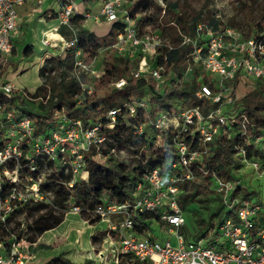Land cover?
Returning <instances> with one entry per match:
<instances>
[{
    "label": "built area",
    "instance_id": "2783aa9c",
    "mask_svg": "<svg viewBox=\"0 0 264 264\" xmlns=\"http://www.w3.org/2000/svg\"><path fill=\"white\" fill-rule=\"evenodd\" d=\"M80 1L85 3L82 11L78 9V0H54L52 4H47L46 0H0V222L6 228L19 219L14 214L20 205L50 202L51 192L41 186L45 181V171L36 173L40 159L58 160L64 172L71 174V180L67 184L72 187L76 182L88 178L89 172L83 163L84 153L98 147L105 139L98 132L99 125L83 129L80 119L72 120L63 111L55 112L53 120L56 122L53 121L55 124L51 132L36 134L34 119L26 112L19 111V107L26 106L27 100L31 103L43 101L46 104L49 98L30 96V91L17 88L4 73L7 64L12 62L14 49L16 54L19 51L15 46V37L19 26L20 7L32 4L44 13L51 10L49 15H55L58 24L46 31L43 45L60 48L62 58L72 48V69L79 79L82 69L90 70L95 76L100 71L95 68L98 55L88 61L89 52L80 46L75 47L78 41L77 26L72 20L77 15H82L83 18L78 24L83 26L89 20L96 23L100 19L107 23L122 22L124 30L117 34V40L112 47L120 55H140L139 67L134 76L146 79L153 77L159 89L170 78L164 74L165 67L157 61V56L163 54L160 47L165 46L169 50L172 45L159 29L145 28L144 33H139L137 20L131 15L129 8L135 0H99L96 14L89 12L91 0ZM158 2L165 12L164 0ZM62 27H67L68 36L61 32ZM197 29L198 35L204 41L201 44L194 41L193 51L190 53L193 62L188 65L183 80L194 76L193 64L200 65L206 75L201 74L198 77L200 83L196 96L218 103V106L204 111L197 105L176 103L177 110L172 114L161 112L153 119L154 128L158 132V144L164 141L163 132L178 131L173 135L176 161L168 163L171 167L166 163L147 170L137 183V196L132 201L105 202L96 208L95 212L101 216V221L108 224L106 237L120 239L119 248H111L114 264H121L123 259L127 263L132 261L137 264H264V228L255 229L256 216L262 206L252 199H232L230 193L236 184L233 181L217 178V192L227 206L235 210L236 215L224 220L220 226V234L214 241L209 239L206 243L205 237L190 239L184 232L186 219L179 204L178 183L193 178L190 165L208 153L209 143L220 134L223 126L238 122L240 131L244 132L248 121L246 113L235 110L228 114L224 113V108L233 107L245 94L246 87H251L255 79L264 77V27L249 37H245L241 30L225 24L205 29L199 23ZM188 41H191L190 36L183 35V43ZM209 75L213 77L205 82L204 77ZM114 85L124 88L127 80L120 77L115 80ZM90 92L88 90L87 95ZM17 93L21 97L10 105L7 97ZM149 96L150 94H145L139 99H133L130 95L123 107L134 115L140 108H149ZM81 101L80 99L79 102ZM123 107L110 109V127L114 126L113 122ZM144 126H136L134 133L143 134ZM196 132L199 133L203 146L201 150L191 149L189 143L192 142L185 136H193ZM113 152L119 160L126 162L120 154L128 151L114 149ZM97 156L101 158L100 153ZM254 166L258 168L257 163ZM179 167L183 169L182 172H174ZM80 210L78 205L71 208V212L75 213ZM146 211L161 213V226L173 237L175 244L170 238L164 241L157 239L151 230L145 235L137 233L134 217ZM5 233L10 245L0 243V264H26V260L33 257L31 248L35 242L31 243L25 236L18 237L15 230ZM220 236L224 240L219 241ZM107 257L103 251L99 253L101 263L106 262Z\"/></svg>",
    "mask_w": 264,
    "mask_h": 264
},
{
    "label": "trees",
    "instance_id": "16d2710c",
    "mask_svg": "<svg viewBox=\"0 0 264 264\" xmlns=\"http://www.w3.org/2000/svg\"><path fill=\"white\" fill-rule=\"evenodd\" d=\"M253 2L260 4L258 0H253ZM127 6L125 5V7ZM129 8L131 15L137 20L140 34L144 33L147 26L159 28L167 42L172 45L169 50L165 46L160 47L163 54L157 56V61L165 67L164 74L170 77L168 82L159 89L156 87V80L153 77L146 79L134 76V72L139 67L140 55L137 53L134 57H127L118 54L116 49L112 47V44L117 40V34L124 30L122 22L109 23L105 33L98 34L78 24L83 18L82 15L73 18L72 22L77 26L76 36L78 40L75 47L80 46L89 52L88 61L97 55L99 50H114L116 53L112 55L111 60H105V71L102 78L109 80V78L115 77L116 80L125 77L127 85L124 88H117L112 85L102 96L90 98L86 92L81 91L80 84L77 82L78 79L66 82L64 69L67 66L72 67L70 57L72 48L68 49V55L65 58L51 56L39 68V76L42 82L34 92L28 93L32 97L46 98L49 96L47 103L45 104L43 101L31 103L27 100L26 106L18 108L20 112H26L34 119L35 133H47V128H52L55 124L49 119H53L56 111H63L72 120L80 119L84 128L95 124L99 125L98 132L105 139L98 147H93L92 150L84 153L83 163L89 172L88 178L76 182L72 187L67 184L71 180V174L64 172L58 160L49 158L39 160L36 173L45 171V181L41 186L51 192L50 202L20 205L14 215L23 214L24 219L19 216L16 223L7 228L0 222V243L3 242L5 246L10 245L9 239L5 238L7 234L5 231L15 230L18 237L25 236L28 241L34 243L44 232L59 226L73 205L80 206L79 213L82 218L94 224L101 221V216L95 212L98 206L105 202L120 203L135 199L137 183L147 170L166 163L169 166V162L176 161L173 135L178 131L163 132L164 141L162 144H158V132L154 128L153 119L161 112L172 114L177 110L176 103L197 105L204 111L218 106V103H212L205 98L199 99L196 96V89L200 83L198 77L201 74L206 75L200 65L193 64L194 76L189 80H183L188 65L193 62L190 53L193 51L194 41H198L199 44L204 41L198 35V24L202 23L205 29L223 24L233 26L241 30L245 37L253 35L262 28L257 23L255 27L250 25L248 30H243L235 23H227L222 17L212 14L211 11L206 17L201 12H196L190 16L180 11L178 1L167 2V13L161 22H159V17L162 7L158 0H135L133 6L129 5ZM50 11L48 10L46 13ZM260 18L264 19V7L261 10ZM162 23H164L163 26ZM66 28L62 27L61 32L68 36L69 33L67 34L68 31H65ZM183 35H189L191 41L183 43ZM23 52L29 55L32 53L31 47L26 46ZM55 70H59L60 81L58 83L55 82L52 74ZM204 81L207 82L205 77ZM57 85L61 88L56 92L53 86ZM234 85L236 86V84ZM59 91H63V93ZM145 94H150L148 109L140 108L136 114L131 115L123 107L130 95L133 99H139ZM18 97H21L18 93L7 97L9 104H14ZM55 97L57 99L53 102ZM80 99L81 102H79ZM116 106L123 108L113 122L114 126L110 127L109 124L112 123V119L109 116V111ZM235 110L247 115V127L244 132L240 131L238 122L223 126L220 134L209 143L208 153L203 155L200 160H194L190 169L193 173L192 179L201 177L205 181L215 180L217 182L218 178L236 183L234 190L230 193L232 199L235 197L251 199L256 192L241 186L238 179L234 178L233 172L242 166L243 163L241 164L240 161L257 163L258 168L256 169L259 172L261 169L264 170V77L255 79L251 87H246L245 94L235 102L233 107H225L224 113L231 114ZM140 124L145 125V131L143 134L137 135L134 130ZM185 136H188V140L192 142L189 143L191 149H203L199 133L196 132L193 136L185 134ZM114 149L116 151L126 150L134 154L132 163L119 160L116 153L113 152ZM99 153L101 158L97 156ZM182 170L179 167L174 172H182ZM192 179H184L178 183L180 192L186 188ZM220 202L223 206H227L222 196ZM256 203L262 206L261 202ZM179 204L184 210L185 203L181 199H179ZM227 207L229 208V206ZM263 208L259 210L256 216L255 229L264 228ZM217 214L215 213L214 216ZM160 215V212L154 211H146L136 215L134 219L137 233L147 234L152 229L153 222H158L161 225ZM235 215V210L229 208L226 210L224 218L219 220L217 224L200 220V226L194 239L207 237V233L215 227V233L211 238L212 240L210 239L213 242L214 236L220 234V226L224 220ZM27 226L31 230L30 235L25 234ZM106 234V231L93 234L91 236L92 243L102 242ZM123 261L127 262L125 259ZM129 263L137 264L132 261ZM44 264H94V262L87 259L84 262L76 263L63 254H58L46 260Z\"/></svg>",
    "mask_w": 264,
    "mask_h": 264
},
{
    "label": "rangeland",
    "instance_id": "374dc122",
    "mask_svg": "<svg viewBox=\"0 0 264 264\" xmlns=\"http://www.w3.org/2000/svg\"><path fill=\"white\" fill-rule=\"evenodd\" d=\"M98 1L99 0L90 1V13L96 14L98 12ZM169 1H178L180 3V11L190 16H193L196 12H201V14L206 17L209 11H211L214 15H220V17L227 21V23H235L243 30H248L250 25L255 27L257 23H259L261 27H264V19L260 18L261 10L264 7V0H258L260 4L253 2V0H164L166 4ZM83 6L84 4L80 7L83 8ZM161 7L162 12L159 17V22H161V20L163 21V17L166 15L165 13H167L166 11L163 12L162 5ZM29 11L31 14L27 15V17H22V20L19 16V24L21 23V35L19 36V41L15 45L19 51L17 54L14 52L15 54L11 56L12 62L7 64L4 73L8 76V80L14 83L17 88L34 92L42 82V79L39 76V68L43 66L46 59L49 58L48 55L61 57L60 52H62V50L60 48H54L53 46H45L42 42L45 37L44 31H47L49 28H53L55 21L51 18L54 17L45 16L43 17L44 19L38 22L37 14H42L41 9L30 8L26 11V13ZM108 24H106L103 19H100L98 23L89 20L85 22L84 27L95 31L98 34H104L106 28L109 27ZM163 25L164 23H162V26ZM146 28L155 29L151 26H147ZM65 31H68L67 28ZM206 38H208V36ZM26 46L31 47L32 53L29 55H26L23 52ZM46 52L51 54H46ZM115 53L116 52L114 50L108 51L102 49L98 51L97 63H95V68L100 71L98 76L93 75L90 70L82 69L79 79L74 73L72 67H65V81L70 82L78 79L77 82L80 84L79 86L82 92H87L88 90L91 91L88 95L90 98L102 96L112 85H114L115 77H111L109 80H104L102 76L100 77L99 75H103L104 73L105 60H111L112 55ZM52 74L55 82L58 83L60 81L59 70H55ZM214 76L216 75L214 74ZM212 77L213 76L210 75L205 76L206 79H211ZM66 85L68 84L66 83ZM53 88H55L54 90L57 92L61 87H58L57 85L53 86ZM59 92L63 93V91ZM240 92L241 89L239 88L238 93L240 94ZM56 99L57 97L53 99V102ZM49 120L52 121V123L53 121L56 122V120L53 119ZM47 130L51 132L52 128L49 127ZM81 135H83V133ZM85 135L84 137L86 138L89 134ZM84 141L85 140H83V142ZM160 141H162V139H160ZM120 155L127 163H132L134 156L131 155L130 152H124ZM240 162L243 164L238 169L234 170V178L238 179L240 185L246 187L249 191H255L256 194L251 197L252 201H259L262 203V207H264V170L261 169L259 172L255 168L254 163ZM179 197L183 203H185L184 216L186 224L184 232L190 239H194L200 226V220H205L208 223L214 222L217 224L219 220L224 218L226 210L229 209L227 206H223L220 202L221 195L216 192L215 180L205 181L201 177L194 178L187 184L186 188L180 192ZM215 213L218 214L214 216ZM17 216V218H19V216L23 217L22 219L25 218L23 214H18ZM82 219L83 218L80 213L71 212L70 208L66 213L65 220L60 224V226H57L56 230L52 232L56 234L58 231L66 229L67 231L64 234V244L62 242H53L54 246L52 245L53 247L49 250L43 251V249H38V252H36L35 255L33 254L31 259L26 260V264H44L46 260L60 253L65 254V256L76 263L84 262L87 260L88 256H91L90 258L96 259L93 260L94 264H114L111 248H119L120 239L117 238L114 240L113 237L105 236L102 242L91 244V236L93 234L106 231L108 229V224L105 221H97L94 224H91V222H88L87 220L83 222ZM115 220H117V218ZM214 228L211 229L212 231L210 230L207 233L208 236L204 238V242L207 243L209 239L213 237L215 233ZM151 230V233L154 234L157 239L164 241L170 238L175 244L173 237L165 232L158 222H153ZM25 234H31V230L28 226ZM213 239H215V236ZM221 240H224L223 236H220L219 241ZM102 251L105 256L108 257L106 262L101 263L99 253ZM96 254L98 258H96ZM121 264L131 263L122 261Z\"/></svg>",
    "mask_w": 264,
    "mask_h": 264
},
{
    "label": "crops",
    "instance_id": "0c3cea01",
    "mask_svg": "<svg viewBox=\"0 0 264 264\" xmlns=\"http://www.w3.org/2000/svg\"><path fill=\"white\" fill-rule=\"evenodd\" d=\"M54 2V0H46V3L47 4H52ZM82 4H84V2L83 1H79V3H78V9L79 10H84L85 9V5L83 6V8H81L80 6L82 5ZM30 8H38V7H35V5H32V4H30V5H26V6H23V7H20L19 8V15H20V19L22 18V17H27V15H30L31 14V12L29 11V12H27L26 13V11L28 10V9H30ZM41 12H42V14H37V20H38V22L39 21H41L42 19H44L43 17H45V16H48V17H51L50 15H49V12L48 13H44V11L43 10H41ZM51 19H53L55 22H54V25H53V28L54 27H56L57 26V24H58V20H57V18L54 16V18H51ZM22 20V19H21ZM48 21V20H47ZM106 24H108L107 22H105ZM20 26H21V23L19 24V26H18V31H17V35H16V37H15V41H16V43L15 44H17V42L19 41V36L21 35V30H20ZM53 28H49L47 31H49V30H51V29H53ZM44 33H46V30L44 31ZM65 220V219H64ZM83 220V222H85V220L84 219H82ZM60 226V225H59ZM57 229V227H55V228H53V229H50V230H47L46 232H44L39 238H38V240L35 242V245L31 248L32 249V252H33V254L35 255V253L36 252H38V249H43V251H46V250H49L50 248H52L53 246H54V243L53 242H62L63 244H64V242H65V236H64V234L66 233V229H64V230H60V231H58L56 234L55 233H52L54 230H56ZM91 244H92V241H91ZM53 245V246H52ZM93 246V245H92ZM64 253H67V252H64ZM60 254H63V253H60ZM64 256H65V254H63ZM67 255V254H66ZM67 257V256H66ZM91 256H88V258L87 259H89ZM96 258H98L97 257V254H96ZM92 261L93 260H96V259H92V258H90ZM94 262V261H93Z\"/></svg>",
    "mask_w": 264,
    "mask_h": 264
}]
</instances>
